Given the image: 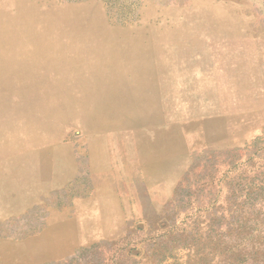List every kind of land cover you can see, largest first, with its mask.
I'll list each match as a JSON object with an SVG mask.
<instances>
[{
    "label": "rangeland",
    "instance_id": "374dc122",
    "mask_svg": "<svg viewBox=\"0 0 264 264\" xmlns=\"http://www.w3.org/2000/svg\"><path fill=\"white\" fill-rule=\"evenodd\" d=\"M0 264H264V0H0Z\"/></svg>",
    "mask_w": 264,
    "mask_h": 264
}]
</instances>
